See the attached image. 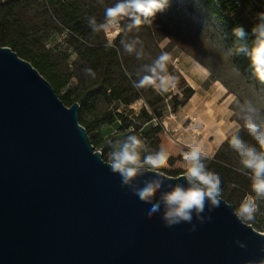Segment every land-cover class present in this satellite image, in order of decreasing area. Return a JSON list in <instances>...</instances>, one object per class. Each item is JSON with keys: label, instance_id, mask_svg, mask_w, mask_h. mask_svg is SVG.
<instances>
[{"label": "water", "instance_id": "95a60500", "mask_svg": "<svg viewBox=\"0 0 264 264\" xmlns=\"http://www.w3.org/2000/svg\"><path fill=\"white\" fill-rule=\"evenodd\" d=\"M52 84L9 46L0 45V264H246L264 258V232L235 206L204 215L197 230L165 227L114 174ZM159 175L161 191L188 186ZM155 172L138 177L157 178ZM157 193V200L159 199ZM210 206V205H209ZM243 241L247 248L235 244Z\"/></svg>", "mask_w": 264, "mask_h": 264}, {"label": "trees", "instance_id": "16d2710c", "mask_svg": "<svg viewBox=\"0 0 264 264\" xmlns=\"http://www.w3.org/2000/svg\"><path fill=\"white\" fill-rule=\"evenodd\" d=\"M40 1L5 0L0 3V45L11 47L19 56L31 62L58 92L70 82L76 70L70 71L59 66L53 58L52 51L44 47L39 31L67 30L69 42L78 56L77 71L87 72L89 80L71 88L61 99L68 106L74 102L80 103L79 122L86 128L95 148L97 149L98 139L94 138L91 132L97 125L112 123L118 119L122 129H131L129 134H136L144 140L147 151L141 154L142 157L163 148L170 153V157L168 166L160 171L171 176L182 174L183 160L180 153L188 151L189 148L175 142L167 135L161 123L154 122V118H163V111L159 106L163 99L154 94L151 86L139 90L132 86L127 73H131L132 79L135 80L136 71L125 67L120 55L119 39L113 40L112 47L106 46L108 40L103 39L99 33H93L88 26V18H84L80 0H48L49 9L44 8L43 13L52 15V18L46 21L44 28L41 26L34 28L20 17L15 9L38 6ZM202 2L205 9L225 27L234 43L249 48L252 46L255 40L252 28L258 23V13L264 12V0H202ZM128 23H130L128 19L123 22L125 30ZM238 26L247 33L243 40H238L233 33V29ZM234 63L242 71L253 70L251 59L245 53L235 54ZM88 69L91 72H88ZM145 91L149 92L145 103L150 109L143 106L137 113L130 106L140 99ZM194 93L195 90L188 86L182 100L174 98L173 108L176 110L179 106L185 105ZM100 99L107 105L104 109L98 110ZM88 113H93L92 117L86 118ZM102 157L108 161L104 152ZM221 158L226 159L217 154L206 166L209 171H215L221 177V197H225V200L238 210L245 195H255L249 179L251 170L240 165V157L235 165L226 163ZM230 185L233 186L229 189Z\"/></svg>", "mask_w": 264, "mask_h": 264}, {"label": "clouds", "instance_id": "9594fccd", "mask_svg": "<svg viewBox=\"0 0 264 264\" xmlns=\"http://www.w3.org/2000/svg\"><path fill=\"white\" fill-rule=\"evenodd\" d=\"M103 4L104 0H99ZM169 7V0H115V2L104 8L102 22H98L95 17L88 18V26L93 33L103 32L108 36V47L113 46L115 36L122 33V21L125 19L131 22L127 24V30L139 29L143 24H152L157 13L164 12ZM258 23L252 28L255 36L252 46L237 45L233 48L225 49L223 38L215 34V30L208 26L202 32L203 47L211 52L228 59L238 53H245L251 59L254 72L258 80L264 83V12L258 13ZM238 40L246 38L247 33L242 27L233 29ZM124 51L129 55L135 53L136 59H142L146 53L142 42L136 38L131 43L121 40ZM139 44V49L136 45ZM170 57L168 53H161L151 63L142 65L135 73L136 79H132V74L127 73L132 86L142 89L153 86L161 92H167L176 87V77L168 72ZM209 64L212 58L206 59ZM91 72L90 69L87 70ZM233 115L242 124L230 132L227 143L240 157L239 163L244 169H250L249 179L251 189L255 196L249 195L242 202L235 215L242 222H251L255 219L258 210L257 200L264 198V108L257 106L251 98L243 100L236 99ZM246 130L249 136L256 142L249 144L240 138V130ZM258 145V147H257ZM110 152L108 154V165L114 174L121 177V186L130 189L131 193L139 198L141 202L147 203L150 208L146 215L153 219L160 214L165 227H173L181 223L190 225L189 231L197 230L193 218L203 224L210 221L211 216H205L208 212L220 206L222 196V181L219 174L207 169L204 160L205 153L201 146L195 142L188 145V151H182L180 155L186 163L182 165L183 177L188 186L176 184L168 191H161L163 181L159 178L162 175L161 169L168 166L170 153L163 148L141 156V152H146V145L136 134H129L123 139L109 141ZM145 172L157 173V178L143 181V186H138V177ZM157 193L159 199L157 200ZM210 205V206H209ZM235 244L241 249L247 245L236 240ZM260 250L264 251V243L260 245ZM246 264H264V258L258 260H248Z\"/></svg>", "mask_w": 264, "mask_h": 264}, {"label": "rangeland", "instance_id": "374dc122", "mask_svg": "<svg viewBox=\"0 0 264 264\" xmlns=\"http://www.w3.org/2000/svg\"><path fill=\"white\" fill-rule=\"evenodd\" d=\"M41 2L42 1L39 2L38 6L17 7L15 10L20 17L34 28L38 26L44 28L46 21L50 20L52 15L43 13L44 8L49 9V7H46ZM114 2L115 0H104V3L101 4L99 0H80L79 4L84 13V18L95 17L99 20L103 19L104 8L111 6ZM126 20L127 19L122 21V27L123 22ZM208 26H211V28L215 30V34L223 38L225 49L237 46V44L232 41L225 27L220 24L214 15H211L205 9L202 0H169V7L164 12L157 13L152 24H143L138 30L133 29L131 32L126 29L114 38L119 39L120 55L122 56L125 67L129 70L137 71L142 65L151 63V60L155 59L161 53L169 54L168 72L176 77V87L167 92H161L157 88L151 87L154 90V94L159 95L163 99L159 103V106L163 111L162 121H165L162 125L163 127L164 124L168 126L167 135L175 142L185 147H188V144L191 143L190 131L187 129L189 116L194 118V122H197V125L202 124L205 126L200 139L205 137L208 141H213L215 138L213 133L209 132V124L201 122L196 116L198 115L197 113H195L196 115L190 113L192 111L190 108H187V103L190 99L185 105L179 106L176 110L173 108L174 98L178 97V99L182 100L185 90L190 86L185 77L187 74L190 76L193 74L195 76V81L202 85V87H205L208 83H212L216 84L218 87L222 85L226 88L229 96V100L226 104L228 114L225 117L227 125L224 124L223 128L226 138H229L230 132L238 126V123H243V121H238L233 115L235 110L234 101L236 99L243 100L245 98H251L257 106L264 108V83L258 80L254 69L242 71L234 63V55L229 59L227 57L222 58L220 55L211 53L203 47L201 36L202 32ZM39 35H41L44 47L52 51L53 58H55L60 67L70 71L76 70L70 82L60 89V91L56 92L60 98L71 88H75L84 81L89 80V74H87V72L84 70L77 71L78 56L69 42L67 30L59 32L55 29L49 31L42 29L39 31ZM99 35L105 40L109 38L103 32H100ZM136 38L142 42L146 53V55L139 60L136 59L135 53L131 55L126 53L123 44H121V40L125 43H131ZM139 47L140 45L137 44L136 48L139 49ZM208 57L212 58L211 64L206 60ZM181 71H183L185 75ZM148 93L149 92L145 91L140 99L131 104L130 107L137 113L143 106L150 109L145 103ZM212 95L214 97L213 99L217 97V88L212 92ZM225 100V96H221L218 99L219 105L224 103ZM215 103H217V101ZM106 105L104 100L100 99L98 102V110L104 109ZM93 113H88L86 118L92 117ZM222 116V113H220L216 120L220 121ZM174 128H177V130L173 131ZM130 132L131 129H122L120 127V121L115 119L112 123L106 122L97 125L91 134L94 138L98 139L97 150L104 152L108 159V154L110 152L109 141L123 139L125 136L129 135ZM239 135L240 138L247 143L252 145L256 144L246 130L241 129ZM200 139L199 141H201ZM199 145L205 153L206 161L204 163L206 165L209 161L214 160L217 154L224 156L226 159L221 158L222 161L231 165H235L239 160L237 153L229 147L227 139L219 144L214 151H206L201 142ZM143 152L144 151H142L141 154ZM184 163L186 162L183 161L181 163V168ZM232 186L233 185H230L229 189L232 188ZM246 196L247 195L244 196L242 201ZM251 223H254L258 230L262 229V232H264V221H258V223L251 221Z\"/></svg>", "mask_w": 264, "mask_h": 264}, {"label": "crops", "instance_id": "0c3cea01", "mask_svg": "<svg viewBox=\"0 0 264 264\" xmlns=\"http://www.w3.org/2000/svg\"><path fill=\"white\" fill-rule=\"evenodd\" d=\"M181 72L184 73L183 71ZM185 77L189 85L195 90V93L187 103V108H190L192 111L190 113H193L194 115L197 113L198 115L196 116L199 120H201V122L209 124V132L213 133L215 137L213 141H208V139L204 137L203 139H200L201 141H198L197 144L201 142L206 151H214V149L226 139L223 128L224 124L227 125L225 117L228 114L226 109V104L229 100L228 92L224 86L221 85V87H223L221 88L212 83H208V85L202 87V85L195 81V76L193 74L191 76L187 74ZM215 88H217L218 95L215 99H213L214 97L212 92L215 90ZM221 96H225L226 100L224 103L219 105L218 99ZM216 101L217 103H215ZM220 113L223 115L221 117L222 119L217 121L216 119H218Z\"/></svg>", "mask_w": 264, "mask_h": 264}, {"label": "built area", "instance_id": "2783aa9c", "mask_svg": "<svg viewBox=\"0 0 264 264\" xmlns=\"http://www.w3.org/2000/svg\"><path fill=\"white\" fill-rule=\"evenodd\" d=\"M4 1L5 0H0V3L4 2ZM41 1L45 4L46 7H49L48 0H41ZM188 119H189V122H188L187 129L190 131V138H191L190 144H192L193 142L197 143L199 141V139L201 138L200 136H201L202 132H204L205 126L202 124L197 125V122H194L193 117L189 116ZM154 121H155V123H161V124L165 123V121L163 122L162 119H159V118H154ZM164 129H165V132L168 131V126H166L165 124H164ZM176 130H177V128L173 129V131H176ZM190 144H188V145H190ZM99 151H101V150H99ZM249 195H252V194H247V196H249ZM252 196H255V195H252ZM257 205H258V210H257V213L255 214V219L253 220L255 223H258V221H264V198L258 199ZM250 224H252L255 227L254 223L250 222Z\"/></svg>", "mask_w": 264, "mask_h": 264}]
</instances>
